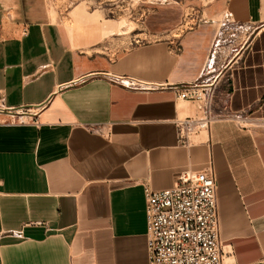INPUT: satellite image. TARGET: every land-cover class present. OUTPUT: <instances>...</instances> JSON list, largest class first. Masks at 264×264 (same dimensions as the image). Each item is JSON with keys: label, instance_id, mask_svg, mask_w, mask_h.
Masks as SVG:
<instances>
[{"label": "crops", "instance_id": "1", "mask_svg": "<svg viewBox=\"0 0 264 264\" xmlns=\"http://www.w3.org/2000/svg\"><path fill=\"white\" fill-rule=\"evenodd\" d=\"M200 1L177 39L113 56L0 0V264H149L145 186L210 163L225 264H264V0ZM242 27L250 40L215 84L223 115L183 146L176 123L198 105L171 86L197 84L219 31Z\"/></svg>", "mask_w": 264, "mask_h": 264}, {"label": "rangeland", "instance_id": "2", "mask_svg": "<svg viewBox=\"0 0 264 264\" xmlns=\"http://www.w3.org/2000/svg\"><path fill=\"white\" fill-rule=\"evenodd\" d=\"M30 19L56 24L69 34L76 33L101 42L97 46L83 49L88 52H109L116 56L133 44H142L160 39H177L183 31L198 20V0H23ZM13 16V14H11ZM222 20V19H220ZM107 24L115 29L108 30ZM114 32L116 35H111ZM121 34V35H118ZM251 37V30L221 29L217 44L210 57L207 71L197 83L204 89V96L197 102V114L191 117L206 118L223 115V97L216 82L223 77L224 59L233 50L242 51ZM66 38V36H65ZM70 47L74 41L66 38ZM206 109V110H205ZM206 111V112H205ZM263 126V124H259ZM192 136V142L203 141L205 133Z\"/></svg>", "mask_w": 264, "mask_h": 264}, {"label": "built area", "instance_id": "3", "mask_svg": "<svg viewBox=\"0 0 264 264\" xmlns=\"http://www.w3.org/2000/svg\"><path fill=\"white\" fill-rule=\"evenodd\" d=\"M127 87L160 90L166 86L130 79ZM171 88L181 100L197 103L204 96L198 84ZM206 115L205 119L195 116L177 121L183 146H190L192 136L207 130L213 117ZM145 197L149 264H225L218 182L212 163L200 171L182 172L172 188L156 191L145 186Z\"/></svg>", "mask_w": 264, "mask_h": 264}, {"label": "bare ground", "instance_id": "4", "mask_svg": "<svg viewBox=\"0 0 264 264\" xmlns=\"http://www.w3.org/2000/svg\"><path fill=\"white\" fill-rule=\"evenodd\" d=\"M263 127H264V125H263ZM202 133H206V130H204Z\"/></svg>", "mask_w": 264, "mask_h": 264}]
</instances>
